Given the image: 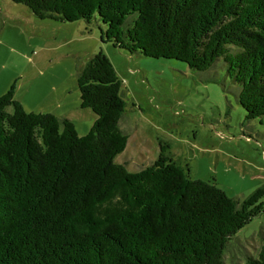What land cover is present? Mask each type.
Wrapping results in <instances>:
<instances>
[{"label":"trees","instance_id":"1","mask_svg":"<svg viewBox=\"0 0 264 264\" xmlns=\"http://www.w3.org/2000/svg\"><path fill=\"white\" fill-rule=\"evenodd\" d=\"M10 1L42 20L101 21L131 54L197 72L222 60L247 119L264 126V0ZM77 83L97 117L84 136L69 118L27 112L15 85L0 96V264H225L228 241L264 212V187L240 204L164 146L128 171L115 161L129 138L115 68L97 53ZM246 264H264V239Z\"/></svg>","mask_w":264,"mask_h":264},{"label":"rangeland","instance_id":"2","mask_svg":"<svg viewBox=\"0 0 264 264\" xmlns=\"http://www.w3.org/2000/svg\"><path fill=\"white\" fill-rule=\"evenodd\" d=\"M106 28L94 20H42L23 4L0 0V96L15 85L27 112L69 118L84 136L97 117L81 108L77 78L102 52L127 104L120 127L129 138L117 163L138 172L164 146L191 178L216 184L240 204L264 187V126L247 119L224 62L197 72L182 61L131 54L103 38ZM263 239L264 212L231 237L225 264L257 257Z\"/></svg>","mask_w":264,"mask_h":264}]
</instances>
